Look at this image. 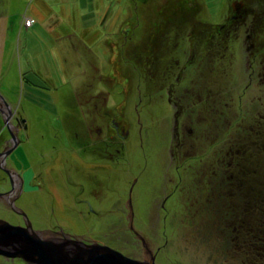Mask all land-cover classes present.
I'll return each instance as SVG.
<instances>
[{"label":"rangeland","instance_id":"374dc122","mask_svg":"<svg viewBox=\"0 0 264 264\" xmlns=\"http://www.w3.org/2000/svg\"><path fill=\"white\" fill-rule=\"evenodd\" d=\"M188 1L0 0V96L16 142L5 167L32 180L16 206L35 231L147 260L135 230L155 264H264V204L255 209L227 190L219 198L208 160L214 110L224 167L245 140L255 153L264 147L256 136L264 79L243 93L244 55H259L255 68L264 67V5L225 35L216 26L244 0H193L194 17ZM162 17L185 24L159 30ZM10 130L0 114V151L14 145ZM263 156L249 164L256 180ZM5 178L0 169V191ZM0 218L19 219L2 207Z\"/></svg>","mask_w":264,"mask_h":264},{"label":"flooded vegetation","instance_id":"af4514ba","mask_svg":"<svg viewBox=\"0 0 264 264\" xmlns=\"http://www.w3.org/2000/svg\"><path fill=\"white\" fill-rule=\"evenodd\" d=\"M235 9V8H234ZM236 10V9H235ZM238 12V11H237ZM236 12V13H237ZM233 19H236V14H234V16L232 17ZM222 29V33L225 34L226 33V28H221ZM228 29V28H227ZM226 35V34H225ZM249 38V35H248ZM246 56V60L248 61V58L251 59L250 62H248L249 64H247L246 69H245V73H246V83H245V90L243 91V93L247 90L250 89L251 91H253V88L258 89L259 86L262 87V84L260 83L259 80H263L264 79V67L262 68H255V65L260 64L258 61L261 60L260 57H258L259 55L255 54V53H250ZM245 58V57H244ZM264 60V57L262 59V61ZM244 69V68H243ZM261 69V70H260ZM261 77V78H260ZM243 96H240L239 99V103L241 104V100H242ZM257 100L258 97H256ZM257 102L254 101L253 104ZM242 111H240V115ZM213 115L211 117V121H210V133H211V140L212 142L210 143V153H209V157L208 160L211 162V164L213 163V172H214V176L213 178H215V182H216V188H217V193L219 198H221L223 201L226 200V198L228 197L226 193V190L230 193L229 195H231L230 197L234 200L237 201V199H242L246 202V204L251 205L254 204L253 208L257 207L258 203L260 204H264V198L263 197H257V192L260 191L261 189L257 190V185L261 184L263 185V189H264V175L262 176V178H258L257 180L255 179V175L258 172V169L255 170L254 168L252 169L251 167H249V164H252L251 159L253 156L256 157V153L259 152V154H263L264 155V147H261V150H256V153L254 151V149L251 147L250 142L248 143V141H244V144L239 148V149H235L234 152H232V154H228V152L226 153L227 155H230V161H228L227 163V167L225 165V161L223 159H221V150L219 147V139H217V135H218V118L215 117V110L213 111ZM239 115V116H240ZM259 119H258V123L256 124V126L259 129H263L264 128V116L263 115H259ZM112 123L114 124V129L116 131L119 130L120 128V124L117 122L112 121ZM236 123H238L237 119H233L232 123L230 122L228 125V128H233L234 125H236ZM19 130L20 127L22 126V122H20L19 124ZM120 133H122V130L120 129ZM195 130L193 129H187L188 134L191 136L194 133ZM259 131V130H258ZM101 132L100 130L97 131ZM125 133V131H124ZM126 134V133H125ZM124 134V135H125ZM256 136H259L261 138L263 137L264 132H258L256 133ZM123 136V133L122 135ZM252 149H251V148ZM242 149V150H241ZM211 155V156H210ZM211 157V160H210ZM264 157V156H263ZM223 165V167H222ZM11 170L12 174H6V178L3 180V183H6V188L2 189V191H0V208H7L9 210H11L13 213H15L19 219H17V222H9L11 224H17L20 226L25 227L26 223H25V219L23 217V215L21 213H19L17 210L19 208H17V203L18 201L21 199V197L23 196L24 193V186L25 185H30L32 180L30 179L29 175L26 174L25 172H19L18 170L14 169V167L11 166V168L9 169ZM263 179V180H261ZM226 188V189H225ZM169 196H171L170 194H168L164 199L166 200L167 198H169ZM164 200V201H165ZM164 203V202H163ZM163 206V204H162ZM164 207V206H163ZM17 209V210H16ZM256 209V208H255ZM20 211H22L21 209H19ZM261 215L264 217V214L261 213ZM2 219V218H0ZM44 232V231H42ZM45 233H48V237H53V238H62V232L60 233L59 231H48L46 230ZM0 258H4V259H9L12 261H19L21 264H26L21 258H9V257H4L0 255Z\"/></svg>","mask_w":264,"mask_h":264},{"label":"water","instance_id":"95a60500","mask_svg":"<svg viewBox=\"0 0 264 264\" xmlns=\"http://www.w3.org/2000/svg\"><path fill=\"white\" fill-rule=\"evenodd\" d=\"M0 114L4 118L6 127L10 130L9 119L13 114L11 107L3 100ZM10 138L14 142L9 149L0 151V169L7 174H12L11 170L5 167L6 158L16 145L15 134L10 130ZM131 207V199L128 202ZM17 210V209H16ZM25 219V227L11 224L5 219H0V255L9 258H21L26 264H155V255L149 249L146 239L142 238L132 228V212L130 214L129 228L133 229L137 237L141 240L142 246L148 253V259L144 261L130 258L125 254L110 248L107 245L96 242L86 243L81 239L75 240L61 233L62 238L48 237L42 231L34 230L25 212L17 210ZM68 244L71 246L68 247Z\"/></svg>","mask_w":264,"mask_h":264},{"label":"trees","instance_id":"16d2710c","mask_svg":"<svg viewBox=\"0 0 264 264\" xmlns=\"http://www.w3.org/2000/svg\"><path fill=\"white\" fill-rule=\"evenodd\" d=\"M252 2H253V0L241 1L236 8V10L238 11L237 12L238 14L235 12L236 20H234L232 17H229L228 21L226 23L218 24L216 27H218V28H224L225 27L226 28V27H229L232 23H236V22H238V24H239V23L243 22V20H245V18L248 17L250 14H252V13L254 14L255 12L258 13L255 9H257V8L260 9V5L261 6L264 5V0H254V2L253 3ZM188 4H189V6L186 9L189 11H187L185 9V11H186L185 13L194 17L196 12L199 10V6H198V4H196V2H193V0H189ZM251 6H254L255 9L252 10L250 8ZM164 20H165V18L162 17V19L160 20L161 22H159V25L157 26V28L159 30H163V29L167 30L168 29L167 31H169V29L173 30L175 27L178 28L179 26L185 24V22H182V19L179 20L178 18L177 19L175 18L174 20H169L170 22H167V23H165V25H163L162 23L164 22Z\"/></svg>","mask_w":264,"mask_h":264},{"label":"crops","instance_id":"0c3cea01","mask_svg":"<svg viewBox=\"0 0 264 264\" xmlns=\"http://www.w3.org/2000/svg\"><path fill=\"white\" fill-rule=\"evenodd\" d=\"M32 20L34 19L33 17H30ZM35 23V21L31 24V25H29V26H24V24H23V26L25 27V29L26 28H31L32 26H33V24ZM5 28H7V21H5V18L3 19V18H0V37H3L4 36V32H3V30L5 29Z\"/></svg>","mask_w":264,"mask_h":264},{"label":"built area","instance_id":"2783aa9c","mask_svg":"<svg viewBox=\"0 0 264 264\" xmlns=\"http://www.w3.org/2000/svg\"><path fill=\"white\" fill-rule=\"evenodd\" d=\"M34 22V20H32L30 17H26L24 18V26H29Z\"/></svg>","mask_w":264,"mask_h":264}]
</instances>
